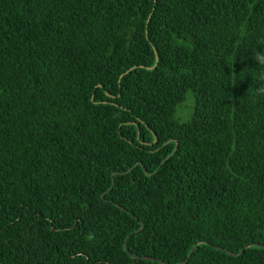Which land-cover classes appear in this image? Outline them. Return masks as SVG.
<instances>
[{
  "label": "trees",
  "instance_id": "trees-1",
  "mask_svg": "<svg viewBox=\"0 0 264 264\" xmlns=\"http://www.w3.org/2000/svg\"><path fill=\"white\" fill-rule=\"evenodd\" d=\"M261 47L264 0H0V264H264Z\"/></svg>",
  "mask_w": 264,
  "mask_h": 264
},
{
  "label": "clouds",
  "instance_id": "clouds-1",
  "mask_svg": "<svg viewBox=\"0 0 264 264\" xmlns=\"http://www.w3.org/2000/svg\"><path fill=\"white\" fill-rule=\"evenodd\" d=\"M252 59L255 61V63L264 68V47H261L260 50H254L251 53ZM243 57L242 59H244ZM258 79L260 81H264V72L259 73ZM255 93L260 96H264V83H262L258 88L255 89ZM88 239H93L92 234H89Z\"/></svg>",
  "mask_w": 264,
  "mask_h": 264
},
{
  "label": "rangeland",
  "instance_id": "rangeland-1",
  "mask_svg": "<svg viewBox=\"0 0 264 264\" xmlns=\"http://www.w3.org/2000/svg\"><path fill=\"white\" fill-rule=\"evenodd\" d=\"M193 97L191 96V94L189 93L186 96V99L184 101V103H182L176 110L175 116L180 119V120H185L187 119L190 111H191V107L193 106Z\"/></svg>",
  "mask_w": 264,
  "mask_h": 264
},
{
  "label": "water",
  "instance_id": "water-1",
  "mask_svg": "<svg viewBox=\"0 0 264 264\" xmlns=\"http://www.w3.org/2000/svg\"><path fill=\"white\" fill-rule=\"evenodd\" d=\"M101 197H102V195H101ZM194 247H195V246L192 247L190 253H189L188 256H187V258H186L184 261H182L181 263H185V262L187 261V259L189 258L191 252L193 251ZM241 251H243V250H241Z\"/></svg>",
  "mask_w": 264,
  "mask_h": 264
}]
</instances>
